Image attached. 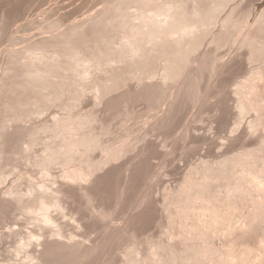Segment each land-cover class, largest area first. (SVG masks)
<instances>
[{"label": "bare ground", "instance_id": "6f19581e", "mask_svg": "<svg viewBox=\"0 0 264 264\" xmlns=\"http://www.w3.org/2000/svg\"><path fill=\"white\" fill-rule=\"evenodd\" d=\"M27 1L0 0V37L11 27L18 30L25 26L17 25L15 18ZM38 1L40 4L49 2ZM232 1H74V6L59 17L53 18L50 13L43 15L46 21L43 30L46 31L40 38L25 40L21 48L5 51V55L0 58V184L12 174L18 159L22 157V160L27 158L30 166L37 167H34L38 170L35 173L38 175L40 172L43 179H28L23 187L18 184L19 180H15V185L0 190V210L5 214L19 210L23 215H28V220L34 224L26 234L24 231L21 235L19 233L21 239H16L18 242L14 246L15 251L24 250V259H29L22 264H29L31 260L33 264H94L99 260L108 263L114 246L123 240L128 244V248L122 245L127 249L121 252L125 256L122 259L123 264H264V135L258 139H243L245 142H240L243 136L235 135L239 144L241 143L242 149L238 148L241 150L232 151L230 154L228 152L221 158L202 159L189 166L174 187L163 191L160 206L154 202L147 203L138 213L127 209L130 214H125L127 217L125 216L126 219H123L121 225H112L108 220L114 216V209H111L113 207L109 206V210L105 206H99L98 212L95 211L98 214L96 215L102 220L105 217L108 221L103 226V237L100 235L98 240L90 244L76 238L73 231H64L61 220L58 223L54 215L61 214L65 218L66 198L84 200L82 206L86 207L88 204L90 208L95 198L102 203L110 197L122 199L125 188L123 187V192L120 191L117 180L113 179V183L109 184L110 191L105 190L110 177L117 173V167L111 169L113 176L110 171L106 170L107 173L103 174L98 171L127 152L133 146V140L142 138L136 131L138 134L130 141L127 140L128 136L125 138L118 135L122 139L119 142L118 136L116 141L113 138L115 142L109 143L107 139H104L107 143L104 140L102 142L100 134L102 136L103 130L109 131L107 127L110 128V125L107 123L106 126V120L98 117L95 107L79 110L77 107L83 104V100L90 98L92 106L104 102L107 110L117 111V116H123V111L119 110L120 104L122 107L128 106L126 102L145 100L149 109L154 111L161 105L162 99L169 97L165 107L158 109L150 119L147 118L142 123L143 126L150 125L152 129L160 130L171 123L176 112L186 106L187 102L194 104L201 98V101L207 99L208 93H202L201 90L204 81V86L213 87L217 95L226 92L233 98V105L228 106L227 101L224 109L221 105L222 110L229 112L233 108L239 121L248 115L243 131L249 134L264 131V65L255 67L252 72L248 70L250 74L246 78H243L246 75H241L242 80L239 77L238 81L234 78L238 70L247 66L246 61L258 60L264 63V3H261L262 0H246L249 5L242 11L237 10L243 4L238 3L241 0L237 1L238 7L234 5L237 3H233L236 0ZM228 3L235 7L229 4L232 8L225 9L229 6ZM225 10L224 15L221 14ZM70 19L71 22L65 24ZM218 19L219 28L227 31V36L228 33L231 34L230 41L224 37V32L218 33L220 31L211 29V24L212 27L215 24L218 26ZM254 27L256 32L254 30L253 33L250 30ZM208 34H211L208 42L214 43L211 44L214 45V50L224 43L231 44V41L240 43V47L245 46V50L239 52L237 57L234 54L236 58H226L224 61L221 59V62L211 50H200L201 42ZM237 45L239 44L235 46ZM198 51L197 62L194 60V63V54ZM238 63L241 64L240 68H237ZM205 72L222 76L218 75L219 78L216 76L212 80L210 77L213 75L208 73L207 76L210 77L205 81ZM179 78L182 80L174 85L177 87L176 91L172 95L167 94V85L170 82L173 85L174 81L176 84ZM232 78L237 82L232 81ZM230 80L235 85L230 84ZM122 87L125 89L121 90ZM207 87H204V92ZM208 100L211 99L206 101ZM53 106L63 110V113L49 111ZM128 117L133 118L130 115ZM98 119L103 123L98 122ZM241 122L236 123L230 131L235 134ZM98 126L102 133L98 131ZM225 126L224 128L227 127ZM36 144L41 147L37 148L39 151L33 150ZM95 149L100 152L98 159L92 156ZM137 157L139 160V156ZM142 160L139 161H147ZM55 165L59 167L57 173L51 171ZM141 166L145 167H135L133 176L147 172L144 168L142 171ZM20 173H16L17 179L23 178L24 175ZM254 187L260 193L257 192L256 196L251 195L250 198L248 191L250 188L254 190ZM246 195L249 198H245ZM244 199L250 200L248 205L243 203H246ZM127 201L128 208L138 205L137 199L131 198ZM160 211L166 213L168 219L167 224L165 221V227L168 228L164 232L167 236L160 240L143 241L146 247L142 252L139 250L141 255L140 252L138 255L137 229L156 220ZM68 215H71L70 212ZM86 224L85 222L82 225ZM10 231L18 234L19 230ZM220 234L224 236V241L220 244L214 243V237ZM35 244L40 245L41 249L38 253L34 251V254L29 248L33 250Z\"/></svg>", "mask_w": 264, "mask_h": 264}, {"label": "rangeland", "instance_id": "374dc122", "mask_svg": "<svg viewBox=\"0 0 264 264\" xmlns=\"http://www.w3.org/2000/svg\"><path fill=\"white\" fill-rule=\"evenodd\" d=\"M74 1L76 3L77 2L79 3L81 0H49V2H47V3L45 2L42 4H40L41 2H39L38 0H28L24 4L22 9L20 10V13L18 14V16L15 18L16 19L15 22L17 23V25H21V24L23 25L24 24L25 26L19 28L18 30L11 27L12 29L9 28L8 30H5L4 34H2V36L0 37V58H2V56L5 55L6 50H9L11 48H21L25 44V40H32V39L40 38L46 31V30H43V26L46 24V21H44L43 15L45 13H50V14H52L53 18L59 17L62 13L68 12L74 6V3H72ZM237 1H239V0H236V2L234 1L233 3H237ZM241 1H243V2H241ZM241 1H239L238 3L239 4L243 3L242 6L239 5L242 8L238 7V3L234 4V5L238 7V9L236 8L237 10L242 9V11H243V10H245L246 7H248L249 3L247 4L248 0L247 1L241 0ZM262 1H264V0H262ZM262 1H261V3H264ZM231 3H228V5L230 4L232 6L233 3L232 4ZM59 6L61 7V9L58 10ZM229 6L225 7V9H227V8L230 9L232 7H235V6H232V7L231 6L229 7ZM225 12H226V10L224 12H222L221 14H223ZM219 19L216 21L217 23L219 22ZM71 20L72 19L67 20L65 24H68L69 22H71ZM212 25L213 24L210 25L211 29H214V31H216V30L220 31L218 33L224 32V34H223L224 37H226V39L229 40V36H230V39H231V34L228 33V36H227V31H222L223 29L221 30V28H219L220 27L219 23H218V26H216L217 24H215L214 25L215 27L214 26L212 27ZM215 28H217V29H215ZM211 29H210V31H211ZM254 30L256 32V27L252 28L250 31L251 32L253 31V33H254ZM214 31L212 30V32H214ZM214 33H217V32H214ZM230 33H232L231 30H230ZM209 35L211 36V34H208V35L204 36L205 39H204V37L202 38L204 40H202V42H201L202 46H200L201 47L200 50L201 51H204V50L207 51L208 49L211 50V53H214V55L216 56V59L217 60L220 59L221 62H222V60L223 61L226 60V58H227V60L228 59H234L237 57L238 54H240L239 52H242L245 50V46L240 47L241 46L240 43H238V42L236 43L233 41H231V44H230V42L227 41L228 43H226V45H224L225 44L224 43V44H222L224 46L220 45L219 49H217L218 48L217 47L216 50H214V45H211L213 42L212 43H211V41L208 42L210 39ZM18 37H20V38H18ZM234 43L239 44V45L235 46L236 44L234 45ZM229 44H230V46H229ZM211 47L213 49V52H212V49H210ZM242 48H244V49L242 50ZM197 54H199V51L194 54L195 58L193 56V58H194L193 62H194V60H196V62H197ZM234 54L236 55V57ZM252 61L253 60L245 62V64H247V62H248L247 66L245 65L246 68L244 66L245 70L243 68V69H240V71L238 70L236 72L237 74L234 76V78H236L237 81L239 80V79H237L238 77L242 80L243 78L248 77L247 75L250 74L249 71L252 72L255 69V67L257 68V67H261L264 65V63L262 61L257 60V62H256V60H255V62L253 61V63H252ZM249 62H250V64H249ZM238 64H239V66L237 65L238 66L237 68H240L241 64L240 63H238ZM245 72H247V73L249 72V73L247 74ZM205 73H206V75L204 74L203 80H205V79L207 80V77H210V76H207L210 74V72H208L209 74L207 72H205ZM215 74L216 73L211 72L210 75H213V76H211L210 78H212V80L217 78L219 75L218 73L216 75ZM238 75H240V76H238ZM241 75L242 76L246 75V76L242 78ZM221 76L222 75H219V77H221ZM234 78H232L231 80L234 81L235 80ZM179 80H182V78L177 79L176 84H175V81H174V83L172 82L173 85H171V82H170L168 85L169 86L171 85V87H169L167 85V90H169L168 91L169 93L167 92V94L172 95V93H174L176 91L175 89H177V87L176 86L174 87V85H177L180 82ZM231 80H230V84L233 83V85H235L234 82H237V81L232 82ZM132 81H130V84ZM203 83H204V81H203ZM202 84H201L202 93H206V94L208 93L207 94L208 97H206V98L211 99V100H208V102H207L206 101L207 99L204 98L205 101L202 100L203 103H201L202 102L201 101L202 98H201L200 99L201 102L200 101L196 102L197 104L194 103L195 105L191 104V102H189V103L187 102L186 106L184 105L181 109L178 110V112H176L174 119H172L170 121L171 123L169 125H167V127L162 128L163 130L162 129L155 130V129H152L150 125H144L143 126L142 123L145 120H147V118L150 119L151 115L154 114L156 111H159L163 107H165L166 103L168 102L169 97H166L167 99L166 98L162 99L163 102H161V105L159 104L160 106L159 107L157 106L158 108L156 107V109H154V111L149 109L148 102L145 100H135V101L126 102L125 104L128 103V106L129 105L130 106L128 107L127 105H124V106H126L125 109L123 108L124 106L122 105V107H121V104H120L121 109L119 107L118 108H119V110L123 111V112H121V114H124V115L126 114L125 117H124V115L123 116L122 115L117 116L118 115L117 111L114 112V111L107 110L105 108L106 106H105L104 102H101L99 104L97 103L98 105L92 106V104H91L92 101L90 102L91 99L89 98V100H87L85 97L86 100L85 101L83 100V104L78 105L77 108L79 110L83 109L82 111H84V109L87 110V109H91V107H95V110L97 111V114L99 115V116L98 115L97 116L100 119H102L103 121L106 120L105 121L106 126H108L107 123H109V125H110L111 129L108 128L109 126L107 127V129H109V131H111V132H109L107 130H103L104 133H102V131H100L101 129H99V126L101 127L102 125L100 123L97 124V125L100 124L97 129L100 133H102V136L100 134V137L103 138V139H101V141L104 139H107V140H109L108 142L110 143V141L111 142L114 140L116 141V139L118 138V142H119V140H122V139H121V136H118V135H122L125 138H127V136H128L129 139H127V140L130 141V139H132L135 134H138L137 132H139V136L142 138L133 140V146H131L127 152H124V154L122 156H120L121 158L118 157L115 161L108 163V164H110L109 166H108V164L106 166L104 165V167L98 171V173H101V174L107 173V171L108 172L110 171V174L113 176L114 172L111 169L114 166L117 167L115 170L118 173V176H116L117 173L115 172L116 174H114V177H110L107 186L109 184H112L113 183L112 181L117 180V182H119L118 183L119 190L122 192L125 190L124 191L125 194L123 195L124 192L122 193L123 197L121 195L122 199L116 200V199H114V197L113 198L110 197V198H108L107 201L105 200V202L103 201V203H102L101 200L99 201L98 199L95 198L96 200L95 199L93 200L95 202L92 201L94 205L92 204V207L90 208L89 206H87L88 204H86V207L82 206V205H84L83 203H85V202H83L84 200L81 201V199L79 200L77 198L78 200L76 201V198H74V200H73V198H68V199L66 198L65 199V206H67V207L65 208V211H64V213H66L65 218L63 217L64 215H61V214L59 215L57 213H54V215L56 216L57 222L59 223L61 220L60 224L62 226V229H64V231H66V232L73 231L74 233H76V238L84 240V242L86 244H90L91 242L98 240L99 237H101V236L103 237V235H102L103 234V228H104L103 226H104V223H106L107 218L104 217L102 220V218L100 216H97L98 215L97 212L100 208H103L104 206H105L104 208H108V209H109V206L113 207L111 209L112 210L114 209L113 211L115 213H112V215H114V216H112L111 219L108 218V220L111 221L112 225H114V224L115 225H121L124 222L123 219H126L128 214H130V213H128L127 209H131L129 211L132 213H138V212L143 210L142 208L146 207L147 203L150 204L151 202H154V204H157V206H160V203H161L162 197H163L162 196L163 191H165L166 189H171L172 187H174L177 184V180L179 181V178L182 177L183 172L186 171L189 168V166L194 165L196 162H198L202 159H204V160L209 159V158L213 159V157H220L221 158V157H223L224 154L227 155L228 152L230 154V153H232V151L238 152L239 150H241L242 149V147H240L241 143L239 144V141H237L238 137H236V136H240V135L243 136L242 140L240 139L241 136L239 137V139H240V142L241 141L245 142L246 139L247 140L253 139V138L258 139V137H260L261 135H264V131H262V130L255 131L254 133H250V134L246 131H243L242 128H244V126L246 125L245 120L248 118L247 117L248 115L245 116V119H244V117L240 118V121H239L237 119V112L233 108H231V111L229 110V112H226V110H222V109H224L225 106H227L226 105L227 101H228V106L233 105V98L229 97L231 95H229L228 93L226 94V92H225V94L223 92V95H221V94L217 95L213 91L214 90L213 87L208 88L207 86H204V84L206 85V83H204L203 85ZM230 84H229V86H230ZM125 86H127V85H125ZM173 87H174V89H173ZM204 87H207L205 92L203 90ZM123 89H125V88L122 87L121 90H123ZM210 89H212V90H210ZM202 93H201V95H202ZM211 95L214 97H211ZM216 96H218V98ZM219 97H220V100H219ZM227 97H229V98H227ZM229 99L231 101H229ZM225 100H226V102H225ZM212 101H214V102H212ZM204 103H206V104H204ZM213 103H218V104H216L217 105L216 106ZM221 105L223 106V108L221 107ZM77 108L75 110H78ZM218 109H219L220 113L218 112ZM106 110H107V112H106ZM49 111H55V112L60 113V114L63 113V110H61L58 107H54V106L51 107ZM96 111H95V113H96ZM125 111H127L129 114L126 113ZM223 111L226 112V115L224 114L225 112H223ZM133 112L134 113L138 112V113L133 115L134 114ZM118 113H120V112L118 111ZM143 113H144V115H143ZM145 113H146V116H145ZM227 113H228V115H227ZM128 115H130V117H133L132 119L134 121L131 118H129ZM141 116H143V118ZM220 116H221V120H219ZM225 116H227V117H225ZM100 119H98L99 121L98 120L97 121L103 123V121H101ZM120 119L122 121H120ZM125 119H126V121H124ZM233 119H234V122L232 121ZM107 120H109V121H107ZM241 120H242V122H241ZM238 122H241L240 124L242 126L239 124V127H241V128L237 127L235 134H234V131H230V130ZM224 123L226 124L227 127L225 126ZM221 125L222 126L224 125L226 128H224V126L222 127ZM141 126H143V127L139 131L138 129ZM128 127L130 129H128ZM134 128H135V131H132V130H134ZM126 129H127V131H126ZM237 130H238V132H237ZM105 131L107 132L106 134H105ZM128 131L132 132L133 135H132V133H127ZM244 134L246 137L244 136ZM109 137H110V139H109ZM124 137H123V139H124ZM113 138H114V140H113ZM225 138H227V140ZM229 138L233 139L234 141L230 140ZM104 141H102V142H104ZM106 141H105V143H107ZM146 141H148V143ZM235 143H237V144H235ZM34 146H35V148L33 147V150L36 149L34 151H37V150L39 151V149L41 148L39 146L37 147V144ZM37 148H39V149H37ZM233 148H234V150H233ZM236 148L237 149L241 148V149L237 150ZM98 150H100V149H98ZM147 151H149V152H147ZM138 153H139V155H138ZM142 154H144V155H142ZM93 155L96 158L100 157L99 156L100 152L97 151V149H95L92 152V156ZM145 155H147V156H145ZM137 156H139V158H140L139 160H142L144 158L147 161L145 163H141V161L138 160ZM22 159H23V157H22ZM22 159L21 158L18 159V164L15 165L16 167H14L15 169L13 170L12 174L10 173V175H8V177H7V180L4 183L0 184V190L1 191L5 190V188H8L12 185H15L16 184L15 180H19L17 182H20L18 184L21 187L26 185L25 182H27L28 179H33L34 181H36V180L40 181V179L43 180L41 178L42 176L40 177V172H38L39 173L38 175H37V173H35L38 171L37 169H34L35 166L33 167L31 165L32 166L31 167L30 166L31 163L26 161L27 158H25V160H22ZM144 159L142 160L143 162L145 161ZM135 161H137V162L139 161L140 164H137V162H135ZM24 162L25 163L27 162V163L24 164ZM135 164H137V165H135ZM138 165H144L145 167L147 166L146 168L142 167V166L141 167H142V171H144V169H145V170H147L148 173L144 171L143 172L144 175L141 172L142 173V175H140L141 177L139 175H137V177L133 176L134 169H135V167L138 168ZM35 168H37V167H35ZM58 170H59V167L57 165H55L51 171H53L54 173H57V172H59ZM20 172L24 176H23V178L20 177L17 179L16 178L17 174ZM27 174H29V176ZM34 174H36V175H34ZM119 175H121V176H119ZM26 177H27V179H26ZM128 177L130 179H128ZM25 179H26V181H25ZM144 179H145V181H144ZM140 180H143V181H140ZM130 185H132V186H130ZM107 186H106L105 190L110 191L108 189L111 185H109L108 188H107ZM123 187L125 188L124 190H123ZM251 187L253 188V186H251ZM252 188H250L249 189L250 191H248L249 197L251 195L256 196L255 194L257 192H258L257 194L260 193L259 191H257L258 189L256 187H254V190H251ZM126 189L129 191H127ZM130 191H131V193H130ZM111 192H112V189H111ZM135 194H136V196H135ZM248 195H246L245 198H249V197H247ZM131 198L137 199V201H138L137 207L128 208V205L126 206V204H128V203H126L127 199H131ZM248 200L249 199L243 200V201H246V203L243 202L242 200H241V202L248 205L250 202V200L249 201ZM139 201H141V203ZM121 204L123 207L121 206ZM99 206H100V208H99ZM83 207H85V209ZM86 208H89V209H86ZM116 208H118V209L116 210ZM92 209H94V210L92 211ZM95 211H97V212H95ZM1 212L2 211L0 210V264H22L27 259H24V257H25L24 250H22L20 252L15 251V247L17 246L16 243L18 242V240L16 241V239H19L21 237V236H19L20 232H21L20 235L24 232L26 234V231H28L29 228L34 227V224H32V221L28 220V217H29L28 215H26V214L23 215L22 213H20L19 210H12L10 212H7L6 214L3 212L1 213ZM69 212L71 215H68ZM235 212H236V215L239 216L238 212L237 211H235ZM126 213H127V216L125 215ZM165 214L166 213L160 211V214L157 216L156 220L154 219L150 223L148 222L142 228L137 229L136 247L138 248V255H139V252L141 250L144 251V248L146 247L145 242L147 239L148 240H160L162 238H166L167 235H165V233L167 231L166 228H168V226L165 227L166 226L165 221L167 224L168 219L166 218L167 216ZM159 216L161 217V219ZM88 217H89V219H88ZM65 219H66V221H65ZM95 220H96V222H95ZM87 221L91 222V224L90 223L88 224ZM85 222L88 224V225L86 224L87 226L82 225ZM93 223H94V225H92ZM263 226H264V223H263ZM12 229L14 231L19 230L18 234L11 232L10 230H12ZM22 231H24V232H22ZM87 237H89V238H87ZM89 239H91L90 242H89ZM224 239H225L224 236L223 235L221 236V234H220L219 236H215L213 241L216 244H220L222 241H224ZM86 240H87V242H86ZM124 241L125 240H123V242L120 241L119 242L120 245L118 243L116 246H114V249H113L114 251L112 253V255H114V257L111 255L108 263L105 262L106 264H123L124 263V262H122L124 260V257H125L122 255V254H124V252L123 253H121V252L127 250V249H124L123 246H127L125 248H128V244H125ZM143 241H145V242H143ZM32 245H34V244H32ZM39 249H41V246L37 245V244H35V247H33V250H32V248L31 249L29 248V250L33 251V253H34V251H36V253H38L37 251ZM141 252H140V255H141ZM120 255H121V257L122 256L123 257L121 258ZM35 262H36V259H35ZM30 263L33 264V261L31 260L29 262V264ZM105 263L103 262V260H99V261H96V263H94V264H105Z\"/></svg>", "mask_w": 264, "mask_h": 264}, {"label": "snow or ice", "instance_id": "6c2138e0", "mask_svg": "<svg viewBox=\"0 0 264 264\" xmlns=\"http://www.w3.org/2000/svg\"><path fill=\"white\" fill-rule=\"evenodd\" d=\"M262 187H264V185H262Z\"/></svg>", "mask_w": 264, "mask_h": 264}]
</instances>
